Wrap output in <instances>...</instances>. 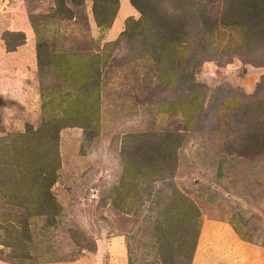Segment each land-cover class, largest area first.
Segmentation results:
<instances>
[{
  "label": "rangeland",
  "instance_id": "374dc122",
  "mask_svg": "<svg viewBox=\"0 0 264 264\" xmlns=\"http://www.w3.org/2000/svg\"><path fill=\"white\" fill-rule=\"evenodd\" d=\"M74 1L63 0L71 12L65 20L54 12V0H0V52L13 53L0 56V72H32L35 89L26 102L0 98V145L13 134L48 141L64 115L77 125L58 131V178L50 187L58 214L29 218L20 234L10 228L17 208L0 199L6 224L0 225V264H264V152L256 159L223 157L226 140L240 143L237 137L251 131V117L237 121L242 104L264 92L263 53L242 50L224 31L212 38L219 48L207 49L209 61L186 82L166 87L143 47L144 28L127 22L139 18L128 0H118L106 29L92 19V0ZM203 1L218 16L225 0ZM126 23L127 36L120 37ZM36 49L42 56L67 54L79 89L97 70L96 105L80 89L68 110L69 85L62 77L54 81L45 66L39 76L33 59L28 64ZM192 95L200 99L195 111ZM42 142L29 151L41 150ZM126 166L144 171L123 175ZM173 189L199 214L201 234L190 259L178 248L189 241L184 228L167 240L156 231ZM15 236L21 241L14 246ZM14 247H24L32 260H12Z\"/></svg>",
  "mask_w": 264,
  "mask_h": 264
},
{
  "label": "trees",
  "instance_id": "16d2710c",
  "mask_svg": "<svg viewBox=\"0 0 264 264\" xmlns=\"http://www.w3.org/2000/svg\"><path fill=\"white\" fill-rule=\"evenodd\" d=\"M80 4V0L74 1L75 6ZM128 4L139 14V18L135 21L127 19V22L144 28L143 47L150 52L151 59L158 69V77L164 79L163 85L166 87H169L171 82H186V78L192 77L204 61H209L206 56L207 49L219 48V44L213 43L212 38L223 34L224 31L240 41L242 50L251 53L261 52L264 55V0H225L218 16L209 12V6L203 0H128ZM54 5L56 15L65 20L71 19V12L64 6L63 0H54ZM117 9L118 0H92L91 14L96 27L109 28ZM119 10L120 8L118 12ZM128 23L119 34L120 37L127 36ZM131 30L135 31V28ZM232 41H228L225 47L229 48ZM10 51L7 50V52ZM185 51L189 53L186 60L184 59ZM91 57L97 59V56ZM34 61L35 71L37 70L39 76L43 73L45 66L47 75H50L54 81L59 82L62 77V80L69 85L72 98L69 101L71 106L68 110L73 106L75 101L72 99L77 97L80 89L86 90L91 106L96 105L99 77L97 70L92 68V72L89 71L88 84L85 87L83 84L79 89V86H76L73 71L75 64L72 60L70 61L67 54L42 56L36 49ZM169 72H171L170 78L165 77V74ZM192 96L190 105L195 111L200 99L199 95ZM248 117L252 119L251 131L244 137H237L240 143L235 140H226L224 158L234 153V157L256 159L264 152L263 91L251 100L250 104H242L241 120L237 122L242 124V120L245 121ZM192 118V115L186 116L185 121L188 123ZM67 119L64 115L56 120L55 130L49 134L48 141L42 142L40 138L34 143L24 134H13L8 135L9 139L0 145V199L4 204L17 208V215L13 216L17 219L16 222L14 221L16 225H11L10 228L20 229V234L26 231L29 218L58 214L60 211L59 205L50 192V187L58 178L56 173L59 167L58 131L62 128L77 126L74 124L76 121L70 122ZM175 141L179 142L180 139L176 138ZM41 142L44 145L41 150L29 151ZM170 156L172 162L174 155L170 154ZM224 158H220L217 162L218 172ZM172 163L174 165V162ZM122 171L123 175L139 174L140 171H144V167L137 166L134 169L132 166H126ZM173 192V196L160 209L161 218L156 231L162 232L159 238L167 240L174 232H184L185 229L189 241L184 244L183 241L179 242L178 248L179 251L186 249L190 259L200 233L198 210L186 197L174 189ZM4 223V221L0 222L2 228L6 225ZM20 241L21 238L18 236L12 239L14 246ZM15 248L17 247H14L12 251L16 253L10 254L12 260L18 263L32 260L24 247ZM18 251L23 255L21 256Z\"/></svg>",
  "mask_w": 264,
  "mask_h": 264
},
{
  "label": "crops",
  "instance_id": "0c3cea01",
  "mask_svg": "<svg viewBox=\"0 0 264 264\" xmlns=\"http://www.w3.org/2000/svg\"><path fill=\"white\" fill-rule=\"evenodd\" d=\"M126 5L128 9H130V11H134L131 7L128 6L127 3ZM134 13L136 12L134 11ZM31 35H32L31 30L26 28L25 30L26 40H28L29 37H31ZM21 47H18V48H21ZM11 54L13 53L3 52V51L0 52V56H2L4 59L6 57H9ZM33 55L34 53L31 52L30 54L31 57H30V61L28 64H32V65L34 64ZM31 59H33V62ZM20 70L22 69H17V74L14 73L13 69H12V72L10 71H8L7 73H5L4 71H3L4 73L0 72V98H9V99L13 98V99H16L18 102L22 103V102L28 101L25 98L27 96H30L31 93L35 94V92H33L35 91V89L31 83V81L33 82V79H34V76H32V72L30 74V77H27L25 76V72H28V71H23V70L20 71ZM30 89H32V91H30ZM199 236H198V239H199Z\"/></svg>",
  "mask_w": 264,
  "mask_h": 264
}]
</instances>
